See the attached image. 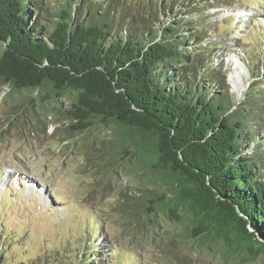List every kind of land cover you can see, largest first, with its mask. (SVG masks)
Returning <instances> with one entry per match:
<instances>
[{
    "label": "trees",
    "instance_id": "obj_1",
    "mask_svg": "<svg viewBox=\"0 0 264 264\" xmlns=\"http://www.w3.org/2000/svg\"><path fill=\"white\" fill-rule=\"evenodd\" d=\"M177 1L145 0L141 14L127 0H68L52 21L42 0H0V89L35 92L53 111L68 102L62 118L73 134L114 131L98 157L124 156L167 189L145 188L123 204L126 218L144 216V228L150 221L142 233L156 230L160 212L195 251L221 241L226 260L253 261L264 255V150L244 151L264 138V91L255 84L264 77L252 74L237 102L225 72L200 57L204 29L188 18L161 21ZM27 103L37 106L32 96Z\"/></svg>",
    "mask_w": 264,
    "mask_h": 264
},
{
    "label": "rangeland",
    "instance_id": "obj_2",
    "mask_svg": "<svg viewBox=\"0 0 264 264\" xmlns=\"http://www.w3.org/2000/svg\"><path fill=\"white\" fill-rule=\"evenodd\" d=\"M66 1L42 0L40 13L55 21ZM127 1L132 12L144 13L145 0ZM170 10L159 15L161 21L188 18L204 29L207 53L200 57L207 54L219 76L225 72L237 102L254 75L264 77V0H178ZM242 48H248L253 73ZM255 84L264 91V79ZM9 91L0 89V264H65L72 258L90 264H264L263 254L253 261L239 255L226 260L221 241L195 251L182 238L184 228L160 212L156 230L142 233L150 221L144 228V216L126 218L123 204L145 188L167 189L151 182L148 171H132L124 156L110 163L98 157L114 131L92 126L73 134L62 118L68 102H56L53 111L51 102L38 105L35 92ZM30 96L35 108L27 103ZM255 142L244 152L262 153L264 138Z\"/></svg>",
    "mask_w": 264,
    "mask_h": 264
},
{
    "label": "water",
    "instance_id": "obj_3",
    "mask_svg": "<svg viewBox=\"0 0 264 264\" xmlns=\"http://www.w3.org/2000/svg\"><path fill=\"white\" fill-rule=\"evenodd\" d=\"M247 228H248L249 231H253V229H252V227L250 226V224H247ZM257 238L261 240L260 237L257 236Z\"/></svg>",
    "mask_w": 264,
    "mask_h": 264
}]
</instances>
